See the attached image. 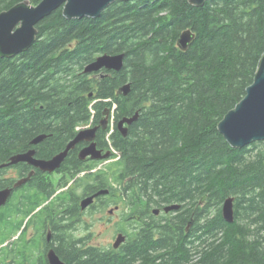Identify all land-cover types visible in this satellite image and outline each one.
I'll return each instance as SVG.
<instances>
[{
  "label": "trees",
  "instance_id": "1",
  "mask_svg": "<svg viewBox=\"0 0 264 264\" xmlns=\"http://www.w3.org/2000/svg\"><path fill=\"white\" fill-rule=\"evenodd\" d=\"M22 1L0 0V12ZM63 10L38 22L29 50L0 57V164L39 133H52L39 146L51 156L77 126L100 123L110 109L99 136L112 145L114 161L99 170L100 188L112 173L133 204L146 197L148 205H181L176 216L152 217L118 253L69 241L59 251L63 261L264 264V141L233 147L218 127L259 70L264 0H118L96 18L68 19ZM187 29L194 37L182 50L177 41ZM118 53L125 54L121 70L84 72L98 56ZM137 111L124 136L119 120ZM49 189L37 185L33 193L50 196ZM230 196L234 222L222 215Z\"/></svg>",
  "mask_w": 264,
  "mask_h": 264
},
{
  "label": "flooded vegetation",
  "instance_id": "2",
  "mask_svg": "<svg viewBox=\"0 0 264 264\" xmlns=\"http://www.w3.org/2000/svg\"><path fill=\"white\" fill-rule=\"evenodd\" d=\"M98 124L99 122L92 120L87 125L77 126L76 132H71L70 139L62 141L61 148L51 156L41 154L39 146L52 136V133L35 135L30 141V146L16 154L34 151L33 158L35 160H50L63 152L81 130ZM100 129L98 128L94 140L78 142L68 152L60 167L52 172L43 171L28 161L10 163L12 156L4 162L5 165L0 168V190L11 189V193L7 201L0 206V264H19L25 258L29 259V263L50 264L48 254L52 249L63 260L59 251H61V246H65L69 241H76L77 246L81 249L94 247L107 253H118L125 244L135 239L134 235H137L143 228L141 226L154 221L152 217H156L160 221L159 219L164 217L177 215L178 210L165 211V207L172 204L154 205L151 203L148 205L143 201L146 197L140 199L139 204H133L128 193L125 192V184L121 186L120 182L114 179L112 173L106 175L108 182L100 188L102 184L99 181L102 177L98 174L99 170L111 166L114 161L112 145L105 144L103 137L99 136ZM40 136H44V138L34 143V140ZM107 139L110 141L109 134ZM95 142L102 154L112 151V155L109 158L100 159H94L91 156L81 158V151ZM81 167L83 170L71 178L72 172ZM32 172L29 180L18 187L15 186L19 180L27 178ZM37 185H47L55 191L50 196L47 193L35 195L33 191ZM101 191L105 192L100 193ZM95 194L98 195L94 196ZM91 196H94L93 202L84 208L82 201ZM36 202L41 203L35 210L26 214V209L32 207ZM155 209H158L159 212L156 213ZM117 214L120 217L114 220V216ZM21 221H23V225L17 229ZM97 221L105 225L108 222L111 223V226H116V231L107 247L102 244H93L92 232L85 234L86 231L84 235L79 236L76 234V230L79 229L76 228V224L86 223L91 228ZM188 229L189 226L186 227V230ZM120 235L125 236V241L116 246Z\"/></svg>",
  "mask_w": 264,
  "mask_h": 264
},
{
  "label": "water",
  "instance_id": "3",
  "mask_svg": "<svg viewBox=\"0 0 264 264\" xmlns=\"http://www.w3.org/2000/svg\"><path fill=\"white\" fill-rule=\"evenodd\" d=\"M116 0H42L38 5H32L30 0H24L15 4L11 8L0 12V57H13L19 53L29 50L36 42L38 22L51 13L53 10L62 7L64 15L68 19L83 18V17H98L103 9ZM129 1V0H123ZM207 0H190L197 6H202ZM194 34L191 31L183 32L180 39L181 47L187 49L188 44L192 41ZM125 54L109 55L104 54L91 62L86 72H98L102 69L119 71L124 65ZM130 83L121 87L120 92L127 95L130 91ZM110 111L104 112V117L101 120V125L106 128L109 122ZM139 112L132 117H124L118 123L119 129L124 135H127L129 126L137 121ZM219 130L225 136L227 141L233 147H245L256 141L264 140V55L261 59L259 70L256 74L254 83L247 89L246 96L231 110L224 119L219 123ZM99 126L86 128L67 145L66 149L57 154L50 160H35L33 158L34 151L24 154H16L12 156L10 163H18L20 161H28L39 167L43 171H54L60 167L61 163L67 156L68 152L82 140L92 141L96 137V132ZM44 136H40L34 140V143L41 141ZM111 151L102 154L96 146V143H91L84 148L80 156L85 158L91 156L94 159L109 158ZM5 164H0V168ZM33 172L24 179L19 180L15 186H20L30 179ZM105 192L101 191L100 193ZM11 189L0 190V206L3 205L9 195ZM99 194V193H98ZM95 194L94 196H97ZM94 196L87 197L82 201V206L85 208L93 202ZM234 198L228 197L223 204V216L227 222L235 221V206ZM180 204H174L166 208V211L179 210ZM158 213L159 210L155 209ZM125 241V236L120 235L116 241V246ZM48 259L50 264H67L59 255L52 249L49 251Z\"/></svg>",
  "mask_w": 264,
  "mask_h": 264
},
{
  "label": "rangeland",
  "instance_id": "4",
  "mask_svg": "<svg viewBox=\"0 0 264 264\" xmlns=\"http://www.w3.org/2000/svg\"><path fill=\"white\" fill-rule=\"evenodd\" d=\"M111 114H110V117L113 118V116ZM256 142H260V141H256ZM259 147L264 148V144L259 145ZM105 214H107V213H105ZM172 214L174 215V212ZM97 215H99V212H97ZM119 217H120L119 214H117L116 216H114V220H117ZM87 218H89V216H87ZM84 221H86V220H84ZM76 228H79L76 230L77 231L76 234L78 236L84 235V232H86V231H87V233H85V234L92 232L93 233V242L92 243L95 245H101L102 244L105 247H107L109 245L110 241L112 240V236H113L114 232L116 231V226H114V225L111 226V223L109 224L108 222L105 225L104 223H102L100 221H97L96 224L93 225L91 228H89V226L86 225V223L76 224Z\"/></svg>",
  "mask_w": 264,
  "mask_h": 264
},
{
  "label": "bare ground",
  "instance_id": "5",
  "mask_svg": "<svg viewBox=\"0 0 264 264\" xmlns=\"http://www.w3.org/2000/svg\"><path fill=\"white\" fill-rule=\"evenodd\" d=\"M116 1H118V0H116ZM120 1H123V0H120ZM114 2H115V1H114ZM114 2H112V3H114ZM112 3H111V4H112ZM31 4H32V3H31ZM111 4H109L108 6H110ZM32 5H33V4H32ZM108 6H107V7H108ZM107 7H106V8H107ZM106 8H105V9H106ZM105 9H103V10H105ZM103 10H102V11H103ZM63 11H64V10H63ZM102 11H101V13H102ZM101 13H100V14H101ZM95 18H96V17H95ZM188 30L191 31V32L193 33V31L190 30V29L184 30L183 32L188 31ZM183 32L181 33V35H180L179 38H178L177 45H178V47L181 48L182 50H186V49L182 48V47H181V44H180V39H181V37H182V35H183ZM193 34H194V33H193ZM190 42H191V41H190ZM189 44H190V43H189ZM189 44H188V46H189ZM187 48H188V47H187ZM118 54H120V53H118ZM122 54H124V53H122ZM103 55H104V54H103ZM109 55H117V54H109ZM100 56H101V55H100ZM98 57H99V56H98ZM98 57H97V58H98ZM97 58H96V59H97ZM96 59H95V60H96ZM89 64H90V63H89ZM89 64H88V65H89ZM88 65L85 66L84 72H85V73H89V74H91V73H95V72H86V68H87ZM123 67H124V65H123ZM123 67H122V68H123ZM104 69H105V68H104ZM102 70H103V69H102ZM102 70L98 71V73L101 72ZM107 70H108V69H107ZM111 70H113V69H111ZM115 71H116V70H115ZM124 95H125V94H124ZM90 96H92L91 93H90ZM107 110L110 111V109H107ZM137 112H139V111H137ZM137 112H136V113H137ZM139 113H140V112H139ZM110 114H111V111H110ZM111 115H112V114H111ZM134 115H135V114H134ZM134 115H133V116H134ZM129 117H132V116H129ZM102 119H103V118H102ZM102 119H101V120H102ZM119 121H120V120H119ZM109 122H110V115H109ZM109 122H108V124H109ZM118 123H119V122H118ZM97 126H99V129H100V128H104V127L101 125V121H100V123H99ZM94 127H96V126H94ZM107 127H108V125H107ZM107 127H106V128H107ZM89 128H93V127H89ZM118 128H119V127H118ZM104 129H105V128H104ZM119 130H120V129H119ZM120 131H121V130H120ZM121 132H122V131H121ZM96 133H97V132H96ZM122 134H123V133H122ZM127 134H128V133H127ZM123 135H124V134H123ZM124 136H127V135H124ZM262 141H264V140H262ZM95 143H96V142H95ZM111 153H112V151H111ZM111 155H112V154H111ZM111 155H110V156H111ZM230 197H233V196H230ZM224 202H225V201H224ZM223 204H224V203H223ZM172 205H174V204H172ZM170 206H171V205L166 206V207H165V211H166V208H167V207H170ZM234 206H235V198H234ZM166 212H169V211H166ZM222 215H223V207H222ZM223 217H224V216H223ZM235 218H236V215H235Z\"/></svg>",
  "mask_w": 264,
  "mask_h": 264
}]
</instances>
